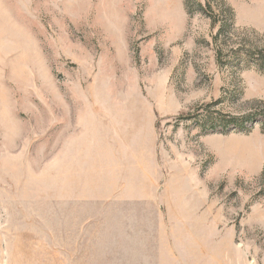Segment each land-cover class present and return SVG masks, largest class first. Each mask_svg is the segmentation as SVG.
Returning a JSON list of instances; mask_svg holds the SVG:
<instances>
[{
	"label": "rangeland",
	"instance_id": "obj_1",
	"mask_svg": "<svg viewBox=\"0 0 264 264\" xmlns=\"http://www.w3.org/2000/svg\"><path fill=\"white\" fill-rule=\"evenodd\" d=\"M261 103L264 0H0V264H264Z\"/></svg>",
	"mask_w": 264,
	"mask_h": 264
},
{
	"label": "trees",
	"instance_id": "obj_2",
	"mask_svg": "<svg viewBox=\"0 0 264 264\" xmlns=\"http://www.w3.org/2000/svg\"><path fill=\"white\" fill-rule=\"evenodd\" d=\"M189 7V6H188ZM199 10L203 11L202 9V6H199ZM228 16H226V21H225V25L224 27H221V31L220 33H224V32H228L229 31V28H227V25L229 24V21H233V13L232 11L228 10ZM223 15H225L223 13ZM226 34V33H225ZM261 104H264V103H261ZM260 104V107L257 108V111L258 113H260L259 115H261V122L263 124V127H264V106H261ZM255 119L256 117H253L252 115H249L247 117H244V118H230L229 121H226V122H221V132L222 133H225V134H229V132L231 131H237V132H250V129L247 128V125L248 124H252L255 122ZM214 129L216 130L217 128H215L214 126ZM262 180L264 182V173L262 175Z\"/></svg>",
	"mask_w": 264,
	"mask_h": 264
}]
</instances>
